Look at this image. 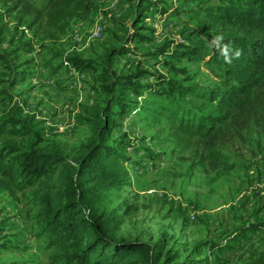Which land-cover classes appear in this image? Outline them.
<instances>
[{
  "label": "trees",
  "instance_id": "obj_1",
  "mask_svg": "<svg viewBox=\"0 0 264 264\" xmlns=\"http://www.w3.org/2000/svg\"><path fill=\"white\" fill-rule=\"evenodd\" d=\"M185 1L196 3L203 17L200 32L208 36L213 29L221 31L212 41L198 38L194 31L184 43L157 47L153 56L164 57L163 65L175 77L115 68L117 59L131 53L134 45L153 42V30L148 32L143 23L146 13L159 7L156 0H128L134 12L132 28L113 20L123 35L109 30L116 44L104 50L100 62L61 52L46 59L44 65L54 76L68 68L94 79L99 100L84 106L79 116L91 138L73 156L58 142L46 144L49 140L36 115L25 113L8 89L0 92L5 104L0 112V193L18 200L19 194L32 190L36 238L51 252L50 264H217L249 233L264 232V223L243 222L226 242H198L184 253L167 250L165 240L152 243L120 236L126 218L139 211L123 195L132 177L127 167L131 160L122 150L142 149L120 134L122 120L132 117L136 124L153 126L166 121L173 142L198 137L205 159L226 172L236 164H230L221 148L244 139L254 126L264 127V0ZM0 6L13 17L16 30L32 33L43 49L46 42L67 36L74 21H92L99 11L94 0H0ZM168 13L167 8L160 10ZM34 51L32 42L0 50V65L7 71L0 73V86L8 83L13 88L33 77L32 61L16 62L21 52ZM183 60L216 68L217 86L192 84L187 68L178 67ZM181 75L184 78L178 79ZM247 264H264V249L252 251Z\"/></svg>",
  "mask_w": 264,
  "mask_h": 264
},
{
  "label": "rangeland",
  "instance_id": "obj_2",
  "mask_svg": "<svg viewBox=\"0 0 264 264\" xmlns=\"http://www.w3.org/2000/svg\"><path fill=\"white\" fill-rule=\"evenodd\" d=\"M94 1L99 7L97 16L92 21H74L67 36L60 42H46V49L41 48L39 39L32 33L24 35L22 28L17 31L13 17H8L0 6V50H12L20 42H32L36 50L31 54L21 52L16 62L19 65L32 61L33 77L13 88L4 83L0 92L8 89L25 113L35 114L36 122L49 140L46 144L60 143L69 156L91 138L89 127L79 121V116L84 106L99 100L93 90L94 79L68 68L54 76L45 67V61L61 52L64 56L81 54L100 62L104 50L116 44L109 30L123 35L113 20L131 29L134 17L128 0ZM156 1L159 7L148 11L143 23L148 32L153 30V42L134 45L131 53L119 57L115 66L119 72L130 73L140 68L175 77L169 67L163 65L164 57L153 56L157 47L166 42L184 43L194 31L198 38L206 41L219 36L220 28L213 29L208 36L200 32L198 24L203 17L196 12V3ZM162 8H167L169 13L160 14ZM97 28L101 29V37L95 36ZM178 67L187 68L192 84L217 86L219 83L216 68L189 60H183ZM1 72L7 71L0 65ZM183 78L184 75L178 76V79ZM2 98L4 95H0V112L5 109ZM133 120L126 117L121 121L120 134L127 135L142 149L122 150L131 160L127 167L132 177V185L123 189V195L129 203L138 206L139 211L126 218L120 232L122 238L152 243L165 240L167 250L184 253L198 242H226V236L243 222L264 223V211L258 212L264 207L263 126L252 127L244 139H233L221 148V152L229 156L230 164H236L232 171L226 172L221 166L213 168L205 159L198 137L185 138L178 144L172 141L166 121L153 126L136 124ZM31 196L32 190L26 195L19 194L18 200L0 193V244L7 246L0 248V264H50L51 252L36 238ZM259 249H264V232L249 233L217 264H247L251 252Z\"/></svg>",
  "mask_w": 264,
  "mask_h": 264
},
{
  "label": "bare ground",
  "instance_id": "obj_3",
  "mask_svg": "<svg viewBox=\"0 0 264 264\" xmlns=\"http://www.w3.org/2000/svg\"><path fill=\"white\" fill-rule=\"evenodd\" d=\"M100 35H101V29L100 28H97L96 29V32H95V36L99 37ZM97 37H95V38H97Z\"/></svg>",
  "mask_w": 264,
  "mask_h": 264
},
{
  "label": "clouds",
  "instance_id": "obj_4",
  "mask_svg": "<svg viewBox=\"0 0 264 264\" xmlns=\"http://www.w3.org/2000/svg\"><path fill=\"white\" fill-rule=\"evenodd\" d=\"M237 55H239V53L237 52Z\"/></svg>",
  "mask_w": 264,
  "mask_h": 264
}]
</instances>
